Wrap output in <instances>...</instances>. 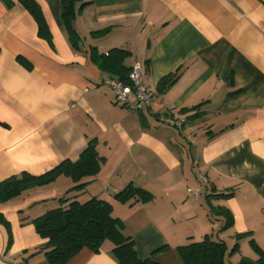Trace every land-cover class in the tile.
<instances>
[{
  "label": "crops",
  "instance_id": "obj_1",
  "mask_svg": "<svg viewBox=\"0 0 264 264\" xmlns=\"http://www.w3.org/2000/svg\"><path fill=\"white\" fill-rule=\"evenodd\" d=\"M36 1L52 46L17 0H0V183L75 161L94 140L101 167L70 194L110 202L140 257L179 264L177 246L209 235L236 240L229 264H258L250 240L264 251V0H82L73 22L77 47L60 0ZM92 47L126 49L125 65H143L150 107L115 103L105 83L111 76L91 62ZM168 111L186 119L180 129L157 120ZM130 184L151 199L116 200ZM73 185L58 175L0 197L7 222L0 221V264H49L36 251L43 240L32 219ZM221 207L232 215L226 229L213 213ZM111 249L109 241L98 252L84 247L67 264H117Z\"/></svg>",
  "mask_w": 264,
  "mask_h": 264
},
{
  "label": "trees",
  "instance_id": "obj_2",
  "mask_svg": "<svg viewBox=\"0 0 264 264\" xmlns=\"http://www.w3.org/2000/svg\"><path fill=\"white\" fill-rule=\"evenodd\" d=\"M8 2V0H4ZM35 19L38 34L52 46L51 33L39 3L36 0H17ZM86 3L82 0H60V15L67 30L69 40L77 47L79 36L73 22L81 8ZM102 30L101 32H103ZM129 51L123 48H112L106 53H99L91 48V62L109 76L128 82L130 67L124 61ZM178 77L169 75L160 81L161 88H167ZM103 158L98 155L94 140H89L79 158L75 161L65 160L53 169L40 175L33 176L21 173L0 183V197L7 200L19 195L23 190L33 185L50 182L58 175L72 179L74 185L65 195L57 199L58 205L46 210L32 219L35 230L43 243L36 251H43L49 264H67L68 261L82 248L86 247L98 252L105 241L112 244L111 252L117 264H172L158 261L153 256L140 257L134 239L125 233L123 221L113 215L110 202L97 196H91L85 201H79L72 191L82 189L93 178L101 167ZM222 195V194H220ZM226 196V195H223ZM151 194L141 188L128 185L114 194V198L123 203L148 201ZM218 213L225 216L221 229L232 225V215L226 208H219ZM0 221L6 225V220L0 215ZM243 234H237V240ZM259 255L258 264H264V251L250 240ZM238 248L236 242L230 251L222 239H214L205 235L202 239L179 245L176 248L179 264H229L227 255Z\"/></svg>",
  "mask_w": 264,
  "mask_h": 264
},
{
  "label": "built area",
  "instance_id": "obj_3",
  "mask_svg": "<svg viewBox=\"0 0 264 264\" xmlns=\"http://www.w3.org/2000/svg\"><path fill=\"white\" fill-rule=\"evenodd\" d=\"M143 72V65L135 63L129 71L128 82L114 79L112 77L105 79V83L113 92L116 104L126 107L131 111H139L142 108H148L151 106L153 102V94L143 82ZM169 109L170 108L166 106L165 110ZM157 120L160 123L180 129L186 119L184 117L174 116L168 111L167 113L158 114ZM198 176L205 180V177L202 174L199 173ZM187 191L190 193L192 192L190 189H187Z\"/></svg>",
  "mask_w": 264,
  "mask_h": 264
},
{
  "label": "rangeland",
  "instance_id": "obj_4",
  "mask_svg": "<svg viewBox=\"0 0 264 264\" xmlns=\"http://www.w3.org/2000/svg\"><path fill=\"white\" fill-rule=\"evenodd\" d=\"M214 214H216L217 215V217L219 218L220 216H222V217H224L225 218V216L223 215V214H220V213H216V212H213ZM223 223V222H222ZM222 223H220L219 224V226H218V228H221V225H222ZM228 239H229V237H228ZM236 242V240L234 241V242H232L231 240H226V243H227V245L229 246V248L232 246V244L233 243H235ZM252 249V248H251ZM253 250V249H252ZM240 251L243 253V254H245L246 253V249L245 248H242V249H240ZM246 259V258H245ZM250 260H251V258H249ZM248 259V260H249ZM247 260V259H246ZM170 263V262H169ZM258 263V262H257ZM245 264V263H244ZM247 264V263H246Z\"/></svg>",
  "mask_w": 264,
  "mask_h": 264
},
{
  "label": "water",
  "instance_id": "obj_5",
  "mask_svg": "<svg viewBox=\"0 0 264 264\" xmlns=\"http://www.w3.org/2000/svg\"><path fill=\"white\" fill-rule=\"evenodd\" d=\"M112 78H114V79H118V77H116V76H111Z\"/></svg>",
  "mask_w": 264,
  "mask_h": 264
}]
</instances>
